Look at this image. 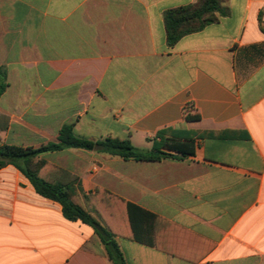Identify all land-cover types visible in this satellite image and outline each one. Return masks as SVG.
Masks as SVG:
<instances>
[{
    "label": "crops",
    "instance_id": "1",
    "mask_svg": "<svg viewBox=\"0 0 264 264\" xmlns=\"http://www.w3.org/2000/svg\"><path fill=\"white\" fill-rule=\"evenodd\" d=\"M197 1L0 0L3 143L39 148L65 125L144 152L165 143L161 161L40 155L76 175L81 196L100 188L182 228L160 222L159 239L185 259L118 237L126 264H264V0H222L227 16L168 46L164 12ZM0 264L112 262L90 226L8 165Z\"/></svg>",
    "mask_w": 264,
    "mask_h": 264
},
{
    "label": "trees",
    "instance_id": "2",
    "mask_svg": "<svg viewBox=\"0 0 264 264\" xmlns=\"http://www.w3.org/2000/svg\"><path fill=\"white\" fill-rule=\"evenodd\" d=\"M227 15L228 9L223 5L222 0H198L195 4L165 11L164 24L168 46L173 47L184 36L199 32ZM259 25L264 32L262 14L259 16ZM7 86L6 71L0 69V96ZM186 119L194 121L198 120L199 116L187 115ZM164 134L165 132L161 131L157 136L163 139ZM164 145L165 143L155 142L152 151L144 152L129 140L111 137L102 140L79 138L73 133V125H65L59 132L57 142H50L39 148L8 145L0 140V169L8 165L15 166L30 181L37 194L61 205L65 219L80 221L90 226L104 245L112 264H126L117 242L118 237L146 244L164 253L185 259L178 250L163 246L159 239L160 222L177 230L182 228L100 188L94 193L81 196L76 175L40 158L45 152L74 148L118 156L124 160L161 161L170 157L161 151ZM183 145L189 147L190 141H186ZM180 146L177 143L168 147L182 155L193 153L181 150ZM125 221L130 225L129 233L125 231Z\"/></svg>",
    "mask_w": 264,
    "mask_h": 264
}]
</instances>
